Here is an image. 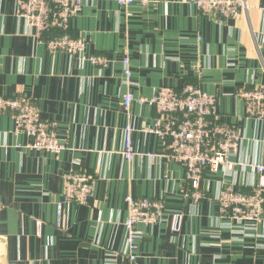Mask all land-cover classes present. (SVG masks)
Wrapping results in <instances>:
<instances>
[{
	"label": "crops",
	"instance_id": "crops-1",
	"mask_svg": "<svg viewBox=\"0 0 264 264\" xmlns=\"http://www.w3.org/2000/svg\"><path fill=\"white\" fill-rule=\"evenodd\" d=\"M141 1L129 8L92 2L72 21L70 35L87 43V55L110 61L101 70L51 54L16 16L17 0H0V100L31 99L67 147L61 154L27 149L28 138L0 113V264H126L129 195L162 198L167 209L159 224L138 226L139 264H264V222H231L219 209L224 187L250 193L262 175L207 171L206 198L195 205L184 169L162 157V140L148 131L155 111L135 101L128 113L122 105L128 93L138 100L162 87H199L217 97L222 123L242 138L231 161L264 165V120L246 118L236 96L264 86V0H246L247 13L234 21L199 15L195 0ZM129 117L144 155L130 164L122 156ZM72 171L96 178L95 196L86 206H64L59 226ZM170 213L184 215L181 233L171 231Z\"/></svg>",
	"mask_w": 264,
	"mask_h": 264
},
{
	"label": "built area",
	"instance_id": "built-area-1",
	"mask_svg": "<svg viewBox=\"0 0 264 264\" xmlns=\"http://www.w3.org/2000/svg\"><path fill=\"white\" fill-rule=\"evenodd\" d=\"M97 1H112L129 8L136 0H17L16 16L25 20L36 31L37 38L51 54L66 53L79 63H90L102 69L110 61L100 56H88L87 43L70 35L72 21L87 4ZM145 4V0L141 1ZM199 15L220 21H234L247 13L246 0H195ZM264 12V8L262 9ZM127 80L131 77L130 60L124 58ZM236 96L245 104L246 118L264 120V86L240 89ZM148 105L157 117L148 131L158 136L164 145L162 157L181 166L185 171L186 197L195 205L200 204L206 194L203 177L207 171L218 172L224 168L234 172L252 169L262 175L259 186L250 193L239 191L235 185L226 186L219 196L220 215L236 223L261 224L264 222V165L233 162L238 154L242 138L235 127L225 125L220 119L217 97L194 85H185L179 90L171 87L159 88L151 98L135 99L131 93L123 97L122 105L129 113L134 102ZM0 113L9 114L14 120V134L26 136L25 146L51 154L67 150L57 134V126L42 118L39 107L31 99L0 100ZM131 117V116H130ZM129 117L125 128L124 160L130 164L136 157H144L135 150V132ZM20 147V146H19ZM157 156H149L155 159ZM97 180L86 172L72 171L65 177L63 200L58 204L59 226L63 208L67 205L86 206L95 196ZM128 216L124 222L126 232V264H139L138 241L141 238L139 225L154 226L167 215L162 198H126ZM170 228L181 233L184 224L182 213H170Z\"/></svg>",
	"mask_w": 264,
	"mask_h": 264
},
{
	"label": "rangeland",
	"instance_id": "rangeland-1",
	"mask_svg": "<svg viewBox=\"0 0 264 264\" xmlns=\"http://www.w3.org/2000/svg\"><path fill=\"white\" fill-rule=\"evenodd\" d=\"M143 4V3H142Z\"/></svg>",
	"mask_w": 264,
	"mask_h": 264
}]
</instances>
